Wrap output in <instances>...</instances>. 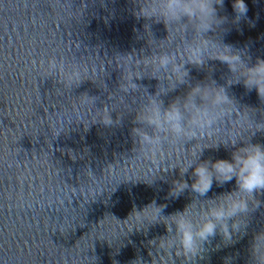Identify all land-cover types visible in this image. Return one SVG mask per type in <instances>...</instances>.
Returning a JSON list of instances; mask_svg holds the SVG:
<instances>
[{
  "label": "water",
  "instance_id": "1",
  "mask_svg": "<svg viewBox=\"0 0 264 264\" xmlns=\"http://www.w3.org/2000/svg\"><path fill=\"white\" fill-rule=\"evenodd\" d=\"M245 3L247 19L237 25L232 23V0H225L219 14L228 17L223 26L228 30L209 35L246 48L254 63L256 57L264 58V0ZM132 9V0H0V264H131L137 258L152 264L156 250L148 241L166 235L165 225L128 232L129 224L121 222L134 205L142 208L156 201L166 205L163 214L169 215L182 211L196 196L190 190L178 198L169 195L172 181L180 179L178 169L148 184L143 180L151 179L148 165L127 163L113 174L109 166L123 165L133 155L130 131L136 126L132 121L143 96V92L120 91L122 69L116 57L133 51L137 56L151 55L152 49L167 45L162 41L167 36L163 24L152 25L155 41L149 45L145 21H138ZM53 56L86 63L88 79L68 87L58 77H45L44 68ZM186 67L193 84L203 81L209 68L214 69L211 75L218 84H225L229 75L219 61H208L203 69ZM144 74L136 83L154 93L157 80L147 76L153 74L149 69ZM186 91V85H179L162 99L167 105ZM228 91L241 106L257 109L256 121L264 120V102L255 90L247 92L242 85H234ZM85 93L96 98L93 114L107 105L112 119L121 116V123L85 126L90 108L75 107ZM53 112H58L55 117L65 125L73 120L58 136L46 120L49 114V121L55 119ZM252 142L264 144V133H256ZM233 150L224 146L205 149L201 160L230 159ZM87 171L97 183L89 181ZM191 171L183 177L189 183ZM82 185L85 193L89 186L102 192L96 197L82 195ZM234 188L235 180L223 186L214 182L207 197L200 199ZM256 198L261 205L246 217L247 234H235L231 243L217 234L195 264H248L252 235L264 229V193ZM182 261L174 256L175 264Z\"/></svg>",
  "mask_w": 264,
  "mask_h": 264
},
{
  "label": "clouds",
  "instance_id": "2",
  "mask_svg": "<svg viewBox=\"0 0 264 264\" xmlns=\"http://www.w3.org/2000/svg\"><path fill=\"white\" fill-rule=\"evenodd\" d=\"M132 3L133 16L138 21H145L143 29L149 45L153 46L152 41H155L151 31L153 24H163L167 36L162 41L167 45H159L155 52L152 49L151 55L137 56L133 51L116 57L117 67L122 69L120 91L143 92V96L140 95L132 121L136 126L130 131L133 155L125 158L123 165L117 162L109 166L113 174L117 168L124 170L127 163L133 167L148 165L147 175L151 179H143L148 184L158 176L163 178L162 173L178 169L180 179L172 181L169 195L178 198L185 190H190L196 196L182 211L169 215L163 214L166 205L152 201L142 208L134 205L126 220H117L123 225L129 224L128 232L133 229L146 232L148 226L157 223L165 225L166 235L148 241L156 250L152 264H175L174 256L182 257V264H195L198 257L203 259L205 245L211 244L217 234L226 243L233 242L237 233L246 235V217L261 205L256 194L264 193V144L253 143L252 137L258 132L264 133V120L256 121L253 116L257 109L241 106L228 90L234 85H242L247 92L255 90L260 101L264 102V58L256 57L253 63L246 48H235L209 35L228 30L223 27L228 17L219 14L224 9L225 0H132ZM231 6L235 14L232 23L238 25L247 19L245 0H232ZM208 61H219L227 66L229 75L225 84H218L212 78L213 68L208 69L203 81L191 83L186 65L203 69ZM41 67H44L43 61ZM145 69L153 73L147 76L158 82L154 93L136 83L146 76ZM88 73L86 63L76 59L66 62L55 56L44 68L45 77H58L59 82L68 87L88 79ZM179 85H186L187 91L165 105L162 97L174 92ZM119 99L124 102L123 97ZM95 100L86 93L79 97L75 107L90 108L91 114L87 124L83 119H75L76 122L85 126L100 123L105 127L121 123V116L115 121L112 119L107 105L93 114ZM58 112L51 115L55 117ZM48 116L46 120L54 136L73 122L68 120L65 125L60 117L49 121ZM57 125L62 126L57 130ZM186 144L190 147L186 148ZM220 146L234 149L230 159L201 160L205 149ZM189 169L192 170L191 183L183 179ZM86 175L92 184L97 183L98 179L91 171ZM233 180L235 188L232 191L200 199L207 197L214 182L223 186ZM80 191L82 195L95 197L102 192L97 193L89 186L85 193L83 185ZM248 254V264H264V229L253 233ZM149 255H152L151 251ZM131 264L145 262L137 258Z\"/></svg>",
  "mask_w": 264,
  "mask_h": 264
}]
</instances>
